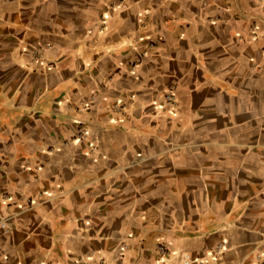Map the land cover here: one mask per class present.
Returning <instances> with one entry per match:
<instances>
[{
    "label": "crops",
    "instance_id": "0c3cea01",
    "mask_svg": "<svg viewBox=\"0 0 264 264\" xmlns=\"http://www.w3.org/2000/svg\"><path fill=\"white\" fill-rule=\"evenodd\" d=\"M186 253L264 264V0H0V264Z\"/></svg>",
    "mask_w": 264,
    "mask_h": 264
},
{
    "label": "built area",
    "instance_id": "2783aa9c",
    "mask_svg": "<svg viewBox=\"0 0 264 264\" xmlns=\"http://www.w3.org/2000/svg\"><path fill=\"white\" fill-rule=\"evenodd\" d=\"M121 1H123V0H121ZM104 25H105V20L102 21L101 27L103 28ZM33 54L35 55V57L42 58L44 55V50H43V48H36L33 50ZM165 98H166L167 102H169V103H174V101H175V97L172 93H167L165 95ZM3 227L6 228V225L3 224ZM158 249L164 256H169L171 253V251L164 244H159ZM221 250H222V244H220L218 246L217 253H220ZM192 261H193V256L189 253H186L184 260H183V264H190Z\"/></svg>",
    "mask_w": 264,
    "mask_h": 264
}]
</instances>
